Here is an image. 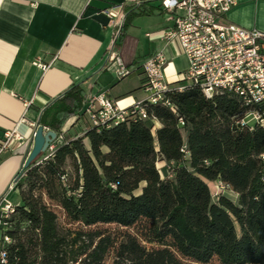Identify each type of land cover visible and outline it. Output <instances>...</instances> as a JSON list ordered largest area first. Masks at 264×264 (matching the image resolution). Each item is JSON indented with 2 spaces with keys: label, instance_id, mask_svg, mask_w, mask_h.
<instances>
[{
  "label": "trees",
  "instance_id": "1",
  "mask_svg": "<svg viewBox=\"0 0 264 264\" xmlns=\"http://www.w3.org/2000/svg\"><path fill=\"white\" fill-rule=\"evenodd\" d=\"M166 98L175 111L147 103V118L89 126L22 167L2 264H264V125H238L248 108L230 93L190 83ZM86 101L73 85L41 124L60 137Z\"/></svg>",
  "mask_w": 264,
  "mask_h": 264
},
{
  "label": "crops",
  "instance_id": "2",
  "mask_svg": "<svg viewBox=\"0 0 264 264\" xmlns=\"http://www.w3.org/2000/svg\"><path fill=\"white\" fill-rule=\"evenodd\" d=\"M139 1L0 0V140L15 129L21 136L0 155V199L9 193L14 205L21 203L19 192L9 187L32 149V132L45 110L73 85L81 84L87 92L85 115L69 118L55 144L81 136L91 126L86 107L93 95L108 91L122 107L147 99L143 64L153 53H165L169 83L182 80L190 59L176 39L164 37L175 26L174 14L160 0ZM118 4L124 7V23L129 13L132 18L117 47L118 26L104 11ZM226 19L264 32V0H239ZM113 52L130 69L128 75L117 74L120 61L111 57ZM85 142L90 148L89 139Z\"/></svg>",
  "mask_w": 264,
  "mask_h": 264
},
{
  "label": "built area",
  "instance_id": "3",
  "mask_svg": "<svg viewBox=\"0 0 264 264\" xmlns=\"http://www.w3.org/2000/svg\"><path fill=\"white\" fill-rule=\"evenodd\" d=\"M144 0H140L142 2ZM239 0H160L161 7L174 14L175 26L164 31L168 40L176 39L183 52L190 59V67L178 85L166 80L167 58L163 51L150 55L143 68L146 81L144 89L148 98L129 107H122L108 91H102L89 98L86 114L91 126L97 129L111 128L129 117L140 115L147 118V103H164L171 106L166 96L173 88L183 91L190 83L198 85L204 95L230 93L237 97L248 110L236 120L243 127H254L255 123L264 125V32L242 27L226 19L227 13ZM182 10V13H177ZM111 23L118 26L116 41L124 24L123 4L105 9ZM120 20V23L118 22ZM113 59H120L113 52ZM130 69L120 61L117 74L128 75ZM184 124L183 120L181 121ZM37 130V129H36ZM36 130L32 132L34 138ZM21 138L17 129L7 131L0 140V155L10 149L14 139ZM56 144L50 146L44 159L52 156ZM30 153V152H29ZM28 153V154H29ZM15 178L9 191L15 190ZM224 188V186H221ZM9 193L0 199V240L5 245L11 238L4 233L8 219L15 210ZM7 260L5 249L0 251V264Z\"/></svg>",
  "mask_w": 264,
  "mask_h": 264
},
{
  "label": "water",
  "instance_id": "4",
  "mask_svg": "<svg viewBox=\"0 0 264 264\" xmlns=\"http://www.w3.org/2000/svg\"><path fill=\"white\" fill-rule=\"evenodd\" d=\"M57 138L58 133L55 130H47L44 125L39 124L33 139L32 149L24 166L28 167L38 158H41L50 149V146Z\"/></svg>",
  "mask_w": 264,
  "mask_h": 264
},
{
  "label": "rangeland",
  "instance_id": "5",
  "mask_svg": "<svg viewBox=\"0 0 264 264\" xmlns=\"http://www.w3.org/2000/svg\"><path fill=\"white\" fill-rule=\"evenodd\" d=\"M158 167H159V169H160L161 174H162L163 177L166 176L167 173H170V171L172 170V168L169 167V166H167L166 163H161V162H159V163H158ZM213 189H214V187H213ZM225 194H226L228 197H230L231 199H233L234 201H237V196L235 195L234 192L229 191V190H226V193H225ZM16 195H17V194H14V195H13L14 201H15Z\"/></svg>",
  "mask_w": 264,
  "mask_h": 264
}]
</instances>
